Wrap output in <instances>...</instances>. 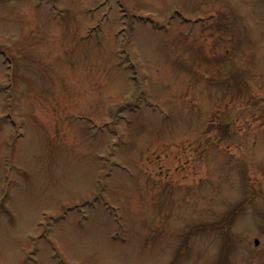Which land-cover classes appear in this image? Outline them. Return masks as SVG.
I'll use <instances>...</instances> for the list:
<instances>
[{
  "label": "rangeland",
  "instance_id": "obj_1",
  "mask_svg": "<svg viewBox=\"0 0 264 264\" xmlns=\"http://www.w3.org/2000/svg\"><path fill=\"white\" fill-rule=\"evenodd\" d=\"M0 264H264V0H0Z\"/></svg>",
  "mask_w": 264,
  "mask_h": 264
},
{
  "label": "trees",
  "instance_id": "obj_2",
  "mask_svg": "<svg viewBox=\"0 0 264 264\" xmlns=\"http://www.w3.org/2000/svg\"><path fill=\"white\" fill-rule=\"evenodd\" d=\"M232 216H233V212L229 213L228 216L222 221L221 224H222V225H223V224H224V225H225V224H226V225H227V224L229 225L230 222H232V221H231V220H232ZM221 224H220V225H221ZM220 225H219V224H218V225L215 224V229L218 230V228H219L220 230H222L223 228H222ZM202 227H204V226H202Z\"/></svg>",
  "mask_w": 264,
  "mask_h": 264
},
{
  "label": "water",
  "instance_id": "obj_3",
  "mask_svg": "<svg viewBox=\"0 0 264 264\" xmlns=\"http://www.w3.org/2000/svg\"><path fill=\"white\" fill-rule=\"evenodd\" d=\"M254 244H255V246H257V245H258V242H257V241H255V242H254Z\"/></svg>",
  "mask_w": 264,
  "mask_h": 264
}]
</instances>
